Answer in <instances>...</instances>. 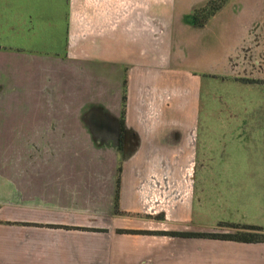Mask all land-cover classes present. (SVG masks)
I'll return each mask as SVG.
<instances>
[{
    "label": "crops",
    "instance_id": "crops-1",
    "mask_svg": "<svg viewBox=\"0 0 264 264\" xmlns=\"http://www.w3.org/2000/svg\"><path fill=\"white\" fill-rule=\"evenodd\" d=\"M208 1L69 0L53 23L51 0H0V264H264V242L117 232H207L198 132L216 130L215 110L264 131L257 0L194 26ZM223 180L224 218L264 227V176Z\"/></svg>",
    "mask_w": 264,
    "mask_h": 264
},
{
    "label": "rangeland",
    "instance_id": "rangeland-1",
    "mask_svg": "<svg viewBox=\"0 0 264 264\" xmlns=\"http://www.w3.org/2000/svg\"><path fill=\"white\" fill-rule=\"evenodd\" d=\"M197 1L198 0H194V2ZM53 2L54 4H52ZM68 2L69 0H51V11H54L51 13V22L59 23L64 20ZM256 3L257 15L260 20L264 18V0H257ZM230 7H232V5ZM51 35L56 38L55 43L58 44L56 49H59L63 34L59 29L51 33ZM262 64L264 65V62H262ZM246 88L248 87L244 89ZM228 89L234 91L237 90L238 87L230 84ZM239 91L242 92L243 88H240ZM212 115L216 116V119L221 121H216L214 125L216 128L215 131L198 132L196 174L201 176H214L215 183H206L205 185L206 189L210 191L209 194L214 195L212 200L210 199V201L204 205L205 208L209 210L208 212L204 213L201 212V210L199 212L198 209L195 212V224L201 227L200 230L206 229L208 230L207 232H235V229L219 225L221 223H239L230 222L231 220L224 218V186L228 185L223 183V178L236 176L239 180L241 176L247 174L264 176V131H256L253 126L245 130L244 125L250 124V120L241 122L240 131H231L228 129L229 122L225 121L224 123L217 110H215V112L213 111ZM235 125L236 124L232 123L231 127H236ZM203 186L202 184L200 185V187ZM207 205H209V207ZM202 244L200 250L204 255H208L207 252L210 250H213L215 255H219L223 251V246L218 242H216L215 245L210 244L209 246H202ZM210 254L212 253L210 252Z\"/></svg>",
    "mask_w": 264,
    "mask_h": 264
},
{
    "label": "trees",
    "instance_id": "trees-1",
    "mask_svg": "<svg viewBox=\"0 0 264 264\" xmlns=\"http://www.w3.org/2000/svg\"><path fill=\"white\" fill-rule=\"evenodd\" d=\"M227 0H210L206 4L196 8L194 12L188 16V20L194 26L201 27L203 26L207 20L216 14L225 4ZM244 82H252V80L245 79ZM126 86L127 82L124 81V95H123V109L121 114V129L125 128V115H126V104H127V96H126ZM124 132V131H122ZM123 148V137L120 139V149ZM121 170V169H120ZM120 177L118 178L117 183V192L115 199V213L123 214L119 207V192H120ZM10 223V222H7ZM32 224V223H25ZM38 225L40 224H32ZM220 226L230 227L235 229V232H202V231H156V230H134V229H117L118 233H132V234H149V235H167L172 237H185V238H209L216 240H230L237 242H247V243H258L264 242V227L256 224H246V223H221ZM51 227V224L45 225ZM57 227V225H54ZM66 228L72 229H90L87 227H73V226H65ZM100 230V229H96ZM101 231H105V229H101Z\"/></svg>",
    "mask_w": 264,
    "mask_h": 264
},
{
    "label": "flooded vegetation",
    "instance_id": "flooded-vegetation-1",
    "mask_svg": "<svg viewBox=\"0 0 264 264\" xmlns=\"http://www.w3.org/2000/svg\"><path fill=\"white\" fill-rule=\"evenodd\" d=\"M96 122H97V125H99L101 123L100 119H97ZM122 131H124V130L121 129V131L119 132V140L123 137V141H124L125 134Z\"/></svg>",
    "mask_w": 264,
    "mask_h": 264
}]
</instances>
